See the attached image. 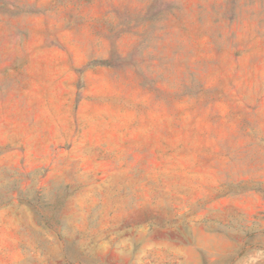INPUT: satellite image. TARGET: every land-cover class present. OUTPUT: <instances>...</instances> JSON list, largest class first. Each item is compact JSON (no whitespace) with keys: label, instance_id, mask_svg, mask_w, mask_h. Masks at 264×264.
<instances>
[{"label":"rangeland","instance_id":"374dc122","mask_svg":"<svg viewBox=\"0 0 264 264\" xmlns=\"http://www.w3.org/2000/svg\"><path fill=\"white\" fill-rule=\"evenodd\" d=\"M0 264H264V0H0Z\"/></svg>","mask_w":264,"mask_h":264}]
</instances>
